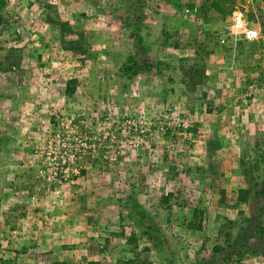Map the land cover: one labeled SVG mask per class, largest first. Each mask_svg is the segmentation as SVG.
<instances>
[{
	"label": "rangeland",
	"instance_id": "obj_1",
	"mask_svg": "<svg viewBox=\"0 0 264 264\" xmlns=\"http://www.w3.org/2000/svg\"><path fill=\"white\" fill-rule=\"evenodd\" d=\"M235 10L264 31V0H0V201L12 165L41 187L30 157L58 114L98 129L141 108L160 121L142 146L33 208L85 231L60 249L78 264H264V50L217 54ZM14 240L0 264L28 263Z\"/></svg>",
	"mask_w": 264,
	"mask_h": 264
},
{
	"label": "built area",
	"instance_id": "obj_2",
	"mask_svg": "<svg viewBox=\"0 0 264 264\" xmlns=\"http://www.w3.org/2000/svg\"><path fill=\"white\" fill-rule=\"evenodd\" d=\"M226 26L232 39L223 40L217 54H248L264 50V31L255 16L235 10L228 15ZM136 111L134 115L116 119L105 116L98 122V129H81L73 116L58 114L46 144L35 147L31 154L41 187L57 194L92 160L113 162L120 154L132 153L142 146L147 141L151 125L160 121L150 122L143 109ZM177 123L180 125V121ZM159 128L163 129L162 126ZM35 195L33 192L32 197Z\"/></svg>",
	"mask_w": 264,
	"mask_h": 264
},
{
	"label": "crops",
	"instance_id": "obj_3",
	"mask_svg": "<svg viewBox=\"0 0 264 264\" xmlns=\"http://www.w3.org/2000/svg\"><path fill=\"white\" fill-rule=\"evenodd\" d=\"M21 152L25 151L21 150ZM29 157L28 160L31 158ZM3 169L8 171L7 169L9 168L4 167ZM10 173L9 179L16 181V184L10 182L12 186L3 184L1 187L3 194L0 201L2 203L0 204V249L6 246L5 240L14 238L13 247L16 248V251L18 250L14 254L18 255L19 259L23 256L28 261L26 264H38L41 257L38 258L36 251L47 247L46 244L51 246L52 243L53 246L52 248L50 247L52 252L49 255H52L51 259H53H48L46 264H78L77 261H71V259H76L73 256V250L62 251L60 249L61 238L64 234H68L73 239H76L80 234L85 235V231L75 226L74 220L76 218H41L43 214L39 212L33 213L32 211L37 206L45 209L47 203L57 204L56 208H58V205H61L64 201L62 197L64 194L57 197L49 194L42 187L36 188L35 186L23 184L24 181L29 183L30 177L34 176L31 171L25 169V164L20 166L12 165ZM40 191L41 195L37 197L38 199L34 198ZM33 192L36 194L34 197H32ZM6 208L10 210L9 213ZM18 209L26 211V214L18 215V213L13 212ZM52 213L48 217H53ZM56 214L58 215L57 212ZM85 220L88 222L92 221L91 218H85ZM23 245L27 247L24 252L19 250L23 248ZM3 252L8 253L6 250ZM64 257L70 259V263L55 262L58 260L62 261Z\"/></svg>",
	"mask_w": 264,
	"mask_h": 264
},
{
	"label": "trees",
	"instance_id": "obj_4",
	"mask_svg": "<svg viewBox=\"0 0 264 264\" xmlns=\"http://www.w3.org/2000/svg\"><path fill=\"white\" fill-rule=\"evenodd\" d=\"M91 263H92L91 261L88 262V264H91Z\"/></svg>",
	"mask_w": 264,
	"mask_h": 264
}]
</instances>
